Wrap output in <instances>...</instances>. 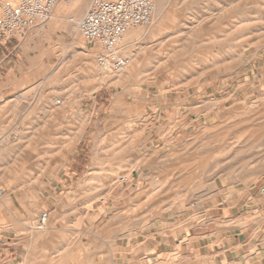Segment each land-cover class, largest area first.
I'll list each match as a JSON object with an SVG mask.
<instances>
[{
  "label": "rangeland",
  "instance_id": "1",
  "mask_svg": "<svg viewBox=\"0 0 264 264\" xmlns=\"http://www.w3.org/2000/svg\"><path fill=\"white\" fill-rule=\"evenodd\" d=\"M91 1L59 0L0 69V131L15 135L0 236L43 234L45 213L47 226L152 231L246 212L264 190V0H156L126 37L123 74L70 22ZM66 238L45 264L88 255Z\"/></svg>",
  "mask_w": 264,
  "mask_h": 264
},
{
  "label": "crops",
  "instance_id": "2",
  "mask_svg": "<svg viewBox=\"0 0 264 264\" xmlns=\"http://www.w3.org/2000/svg\"><path fill=\"white\" fill-rule=\"evenodd\" d=\"M18 43L0 47L1 70ZM250 204L232 218L217 208L202 219L206 224L152 231L144 226H48L35 236H0V264H45L66 245V237L88 249L77 264H93L101 254L111 264H264V190Z\"/></svg>",
  "mask_w": 264,
  "mask_h": 264
},
{
  "label": "built area",
  "instance_id": "3",
  "mask_svg": "<svg viewBox=\"0 0 264 264\" xmlns=\"http://www.w3.org/2000/svg\"><path fill=\"white\" fill-rule=\"evenodd\" d=\"M59 0H15L3 4L0 11V47L19 41L31 29L45 25L53 16ZM156 0H92L80 18H71L77 34L97 46V62L102 69L123 74L130 64L125 55L129 32L152 21ZM15 135L0 131V154ZM128 181V179H125ZM4 191L0 189V197ZM49 215L43 214L38 230L48 228Z\"/></svg>",
  "mask_w": 264,
  "mask_h": 264
}]
</instances>
